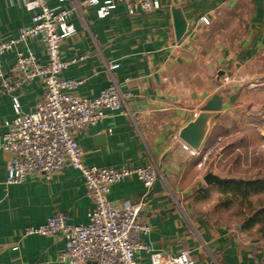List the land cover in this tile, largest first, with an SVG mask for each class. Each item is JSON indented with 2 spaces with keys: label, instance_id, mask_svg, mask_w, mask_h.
Masks as SVG:
<instances>
[{
  "label": "crops",
  "instance_id": "0c3cea01",
  "mask_svg": "<svg viewBox=\"0 0 264 264\" xmlns=\"http://www.w3.org/2000/svg\"><path fill=\"white\" fill-rule=\"evenodd\" d=\"M104 2L48 0L52 8H73L75 32L61 44L60 56L85 55L61 73L82 81L75 93L96 96L114 80L122 93L131 94L124 112L107 111L108 117L76 134L84 163L157 167L162 176L148 192L133 176L113 184L107 195L119 205L143 203L138 217L150 227L144 240L152 251L176 257L187 249L193 264H264V222L246 225L261 206H241L233 214L229 206L216 207L212 198L227 200L226 182L253 180L243 177L264 170L255 164L264 151V115H251L249 105L242 110L221 78L242 71L252 57L264 56V0H159L158 9L133 15L123 2L114 1L115 7L99 17ZM30 18L24 0H0V40L15 37L21 26L31 24ZM20 49L46 58L35 38ZM13 61L14 51L6 52L3 68L8 70ZM114 64L118 66L111 68ZM43 90L37 79L22 82L12 93L0 87V137L3 121L14 116L11 94L28 112ZM216 93L224 95L223 107L212 117L200 153L191 156L178 133ZM218 139L219 147L199 167L201 155ZM252 143L257 147L253 154L247 150ZM10 160L0 150V264H62V237L27 235L25 228L56 213L67 215L71 225L86 223L93 201L83 178L67 165L50 177L33 171L8 185ZM207 171L227 181L207 185ZM138 260L149 264L144 252Z\"/></svg>",
  "mask_w": 264,
  "mask_h": 264
},
{
  "label": "built area",
  "instance_id": "2783aa9c",
  "mask_svg": "<svg viewBox=\"0 0 264 264\" xmlns=\"http://www.w3.org/2000/svg\"><path fill=\"white\" fill-rule=\"evenodd\" d=\"M114 1L123 2L130 15L160 7L159 0H105V5L97 11L98 16L107 15L115 7ZM85 3L96 5L98 0H85ZM24 7L31 13V24L21 26L15 37L0 40V87L12 93L22 82L37 79L43 83L44 90L28 112L21 110L18 97L11 94L14 116L3 121L5 130L0 137V150L11 155L6 184L20 183L33 171L50 177L68 165L83 178L86 193L93 201L84 224L71 225L67 215L56 213L36 227L25 228V234L62 237L65 248L58 255L62 264H140L138 255L143 252L148 255L149 264H193L187 249L176 257L150 249L144 240L150 227L138 217L142 202L119 205L107 196L113 184L133 176L148 192L162 176L154 164L99 167L83 161L76 134L108 117L107 111L124 112L125 100L131 94L122 93L114 80L96 96L76 94L74 90L82 81L63 77L61 73L85 55L71 60L60 56L61 44L75 32L71 22L73 8H52L48 0H24ZM200 20L209 24L206 16ZM30 38L42 43L44 60L32 51L20 49ZM9 51H14V61L7 70L3 68L2 56ZM219 144L220 139L201 155L199 167ZM182 148L191 156L201 151L185 143Z\"/></svg>",
  "mask_w": 264,
  "mask_h": 264
},
{
  "label": "rangeland",
  "instance_id": "374dc122",
  "mask_svg": "<svg viewBox=\"0 0 264 264\" xmlns=\"http://www.w3.org/2000/svg\"><path fill=\"white\" fill-rule=\"evenodd\" d=\"M241 70L242 71L231 70L228 75H220L222 76V82L233 90L236 96V102L241 105L242 110H246L249 105V110L252 109L251 115H257V118H259V114L264 115V56L258 55L252 57L251 61L247 62ZM254 145L255 144L252 143V147L247 150L251 153L253 151L255 152L257 147ZM261 151L255 164L258 165L259 169L260 167L264 169V151H262V153ZM243 178L253 180L264 179V170L251 173ZM212 198L216 200L214 204L216 207H222L223 205L229 206L233 214H238V208L241 206L242 208L249 209V205L246 202L240 205V200L232 199L231 201H227L226 198L216 195L214 197L212 195ZM249 199L255 207H257L258 204H264V192L258 195H252ZM234 217L238 219L236 215H234Z\"/></svg>",
  "mask_w": 264,
  "mask_h": 264
},
{
  "label": "water",
  "instance_id": "95a60500",
  "mask_svg": "<svg viewBox=\"0 0 264 264\" xmlns=\"http://www.w3.org/2000/svg\"><path fill=\"white\" fill-rule=\"evenodd\" d=\"M180 26L182 27V24ZM221 74V71L217 73L218 76ZM224 100L225 97L222 93H216L210 97L200 108L196 116L180 129L178 137L190 148L199 150L208 132L210 121L222 109ZM203 180L207 185L227 181L226 178L219 177L210 171L204 174Z\"/></svg>",
  "mask_w": 264,
  "mask_h": 264
},
{
  "label": "trees",
  "instance_id": "16d2710c",
  "mask_svg": "<svg viewBox=\"0 0 264 264\" xmlns=\"http://www.w3.org/2000/svg\"><path fill=\"white\" fill-rule=\"evenodd\" d=\"M225 190L231 194L227 201L232 199L240 200V205L246 202L249 208L253 204L249 201L250 196L255 194H261L264 192V179L255 180H230L224 184ZM260 209L255 213L253 217H248L246 225L250 226L256 222H264V204H260Z\"/></svg>",
  "mask_w": 264,
  "mask_h": 264
}]
</instances>
